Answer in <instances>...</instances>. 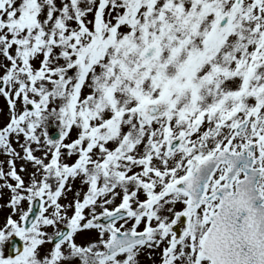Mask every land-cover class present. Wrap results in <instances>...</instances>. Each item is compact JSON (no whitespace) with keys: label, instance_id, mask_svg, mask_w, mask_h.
Returning <instances> with one entry per match:
<instances>
[{"label":"snow or ice","instance_id":"6c2138e0","mask_svg":"<svg viewBox=\"0 0 264 264\" xmlns=\"http://www.w3.org/2000/svg\"><path fill=\"white\" fill-rule=\"evenodd\" d=\"M0 264H264V0H0Z\"/></svg>","mask_w":264,"mask_h":264}]
</instances>
